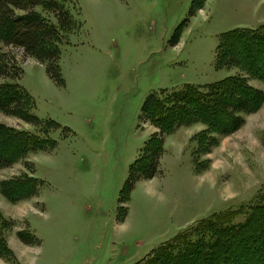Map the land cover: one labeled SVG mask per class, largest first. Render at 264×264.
<instances>
[{"label":"rangeland","instance_id":"obj_1","mask_svg":"<svg viewBox=\"0 0 264 264\" xmlns=\"http://www.w3.org/2000/svg\"><path fill=\"white\" fill-rule=\"evenodd\" d=\"M73 2L82 26L61 48L63 88L44 66L0 43L23 69L18 83L35 100L33 114L70 129H46L54 150L0 170V182L23 175L41 181L36 196L16 203L0 193V237L14 254L0 264H136L213 214L233 213V222H242L264 195V103L243 116L238 131L218 136L208 154L195 156L200 123L164 135L158 175L139 179L121 202L119 194L129 166L159 132L140 117L149 94L232 76L264 93L263 82L215 65L222 34L264 26V0H206L193 16L192 0ZM0 123L42 129L1 112Z\"/></svg>","mask_w":264,"mask_h":264},{"label":"trees","instance_id":"obj_2","mask_svg":"<svg viewBox=\"0 0 264 264\" xmlns=\"http://www.w3.org/2000/svg\"><path fill=\"white\" fill-rule=\"evenodd\" d=\"M204 1L192 0L189 15L193 16ZM73 3V0H0V43L20 50L23 58L44 66L49 79L59 88L65 86L60 67L62 45L82 26L71 11ZM177 38L172 36L169 44L177 45ZM215 65L217 69H239L264 83V26L222 34ZM22 74L23 69L0 52V77L10 81L0 84V112L45 130L34 134L0 123V170L10 168L30 153L54 150L56 141L46 136V129L70 131L51 119L42 120L33 114L35 100L18 83ZM263 103L264 93L250 87L242 76L227 77L204 87L185 85L149 94L140 117L159 132L144 143L129 166L119 202L132 192L139 179L150 180L158 175L164 135L181 126L200 123L205 129L195 137L198 147L195 156L208 154L217 144L218 136L238 131L243 126V116L257 112ZM40 182L34 176L23 175L0 182V193L16 203L36 196ZM232 214H213L200 220L136 264H264V195L245 212L242 222L234 223ZM0 222H5L1 214ZM17 237L25 245L33 244L23 233ZM6 255L14 254L0 237V257Z\"/></svg>","mask_w":264,"mask_h":264},{"label":"crops","instance_id":"obj_3","mask_svg":"<svg viewBox=\"0 0 264 264\" xmlns=\"http://www.w3.org/2000/svg\"><path fill=\"white\" fill-rule=\"evenodd\" d=\"M90 1H92V2H94V3H101L102 0H90ZM28 61H34V60H32V59H28L27 62H28ZM34 62H35V61H34ZM36 63H37V62H36Z\"/></svg>","mask_w":264,"mask_h":264}]
</instances>
